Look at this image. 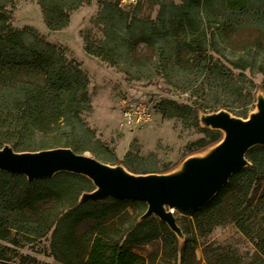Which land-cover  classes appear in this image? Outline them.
Listing matches in <instances>:
<instances>
[{"label":"trees","instance_id":"obj_1","mask_svg":"<svg viewBox=\"0 0 264 264\" xmlns=\"http://www.w3.org/2000/svg\"><path fill=\"white\" fill-rule=\"evenodd\" d=\"M36 1L51 31L64 29L70 12L89 3V0ZM10 2L0 0V148L4 143L19 148L18 151L67 147L82 154L87 150L77 141L90 135L83 120L90 103L87 77L80 70L69 68L60 50L39 39L30 27L14 28L6 12ZM138 12V6L131 12L118 3L101 2L94 23L102 29V38L97 47L86 46V53L110 65L124 64L126 75L132 68L140 74L151 72L153 66L168 81L173 77H202L236 86V79L242 81L244 71L257 72L264 80V0H181L179 4L162 0L154 20L143 19ZM241 33H249L250 38L239 41ZM144 48L152 56L143 55ZM261 88L264 92V81ZM219 108L227 110L225 105ZM176 109L172 105L165 116H175ZM202 109L196 110V121ZM195 125L199 128L198 121ZM201 131L208 140L198 142L193 151L220 138L218 131ZM247 158L251 165L235 173L214 199L184 214L191 217L197 231L207 227L211 233L218 226L235 224L253 243L260 264H264V146L251 148ZM7 179L33 185L35 193L25 199L8 198ZM74 182L91 185L85 178L68 173L28 183L23 176L2 172L0 209L6 204L7 213L19 211L29 213L30 218L38 217L39 204L46 199L60 204L71 192L66 184ZM131 202L106 199L102 203H76L61 213L54 226L53 220L36 218L40 221H26L18 229L29 235L51 231L50 257L59 264H144V258L132 252L130 246L147 243L162 233L165 241L170 242L173 234L163 223L156 228L149 226L144 232L143 226L148 223L137 222L129 234L114 230L118 238L113 240L109 236L113 219ZM133 203L139 210H145L143 203ZM83 224L90 225V232L79 234ZM5 234L6 231L0 232V240L6 238ZM192 243L184 241L174 251L180 264L184 263L185 251L192 248ZM11 253L8 247L0 246V261H7Z\"/></svg>","mask_w":264,"mask_h":264},{"label":"rangeland","instance_id":"obj_2","mask_svg":"<svg viewBox=\"0 0 264 264\" xmlns=\"http://www.w3.org/2000/svg\"><path fill=\"white\" fill-rule=\"evenodd\" d=\"M161 1L89 0L88 4L70 12L68 25L59 31L47 28L36 0H11L6 8L14 28L30 27L39 39L60 50L69 68L80 70L86 75L90 103L89 109L83 113V120L90 135L77 141L82 149L87 150L82 154L111 165L123 164L128 170L141 173L172 168L189 151L195 150L198 142L208 140L195 125L197 109L214 111L220 105H225L227 110L243 118L252 107L249 102H254V94L264 81L261 74L249 71L243 72L242 81L236 79V86L231 83L221 85L218 81L204 80L202 77H173L168 81L153 66L150 68L151 72L140 74L132 68L130 74L126 75L124 64L118 62L110 65L86 53V46L95 48L102 38V29L94 23L101 2L118 3L123 10L131 12L138 6L139 17L154 20ZM172 1L181 3V0ZM238 37L239 41L247 40L249 33H241ZM142 52L143 55L152 56L145 48ZM122 98L148 102L151 106V120L137 127L126 125L120 113ZM172 105L177 106L176 115L168 118L165 115ZM66 186L71 189L69 197L61 199L60 204L46 199L38 205V217H32L33 219L29 217V213H7L4 204L0 209V232L6 231V238L0 240V246L8 247L12 253L7 261H0V264H59L50 257L51 231L45 235L43 231L29 235L18 228L26 221L40 220H53L54 226L61 218V213L77 203L76 199L81 191L93 188L82 182ZM5 187L9 188L8 198L13 200L25 199L35 193L33 185H23L15 180L7 179ZM131 201L113 219V226L109 230V236L113 240L118 238L114 230L131 233L135 229L137 218L143 214L133 203L135 200ZM173 212L184 240L194 242L192 248L185 251L183 264H207L208 261L212 264H260L259 253L253 243L241 234L235 224L218 226L211 233L207 232V227L197 231L192 225L191 217L185 212L177 209ZM142 224H146L143 230L147 232L149 226L156 228L160 222L152 217ZM89 227L88 224L81 225L79 234L90 232ZM163 235L162 233L147 243L130 246V249L144 258V264H180L174 256L178 240L173 236L170 242H166Z\"/></svg>","mask_w":264,"mask_h":264},{"label":"water","instance_id":"obj_3","mask_svg":"<svg viewBox=\"0 0 264 264\" xmlns=\"http://www.w3.org/2000/svg\"><path fill=\"white\" fill-rule=\"evenodd\" d=\"M242 118L223 108L197 113L199 128L218 131L220 138L187 155L166 171L136 173L122 164H108L67 147L16 151L7 143L0 148V173L23 176L28 183L52 179L59 173L77 175L90 181L93 189L82 191L79 205L102 203L106 199L135 200L145 205L138 223L154 217L178 240L184 235L174 216L175 209L188 212L214 199L231 177L249 167L247 153L264 146V92Z\"/></svg>","mask_w":264,"mask_h":264},{"label":"built area","instance_id":"obj_4","mask_svg":"<svg viewBox=\"0 0 264 264\" xmlns=\"http://www.w3.org/2000/svg\"><path fill=\"white\" fill-rule=\"evenodd\" d=\"M120 113L123 122L130 126H141L151 120V106L148 102H136L122 98L120 101Z\"/></svg>","mask_w":264,"mask_h":264}]
</instances>
